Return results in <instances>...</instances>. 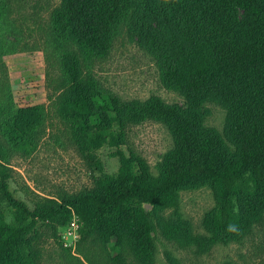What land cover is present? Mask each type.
Instances as JSON below:
<instances>
[{
	"label": "trees",
	"instance_id": "16d2710c",
	"mask_svg": "<svg viewBox=\"0 0 264 264\" xmlns=\"http://www.w3.org/2000/svg\"><path fill=\"white\" fill-rule=\"evenodd\" d=\"M5 14L0 10V197L11 216L0 206V264H42L33 242L36 217L47 218L46 228L56 235V223L71 208L83 222L81 238L98 242V236L113 235L136 264H154L152 211L172 206V226L179 228V190L206 183L217 204L207 245L244 232L264 207V0H60L47 22L61 87L49 106L10 81L5 55L15 42L5 34ZM125 33L153 55L162 83L183 93L185 104L156 94L119 98L101 87L90 66ZM206 100L227 108L222 130L203 124ZM55 115L74 127L71 140L81 149L117 146L118 171L107 173L96 158L98 188L41 197L30 208L8 185L10 167L3 161L33 151ZM145 117L163 121L173 139L155 175L137 172L113 127ZM246 174L252 189L237 190ZM105 256L103 248L98 258Z\"/></svg>",
	"mask_w": 264,
	"mask_h": 264
},
{
	"label": "rangeland",
	"instance_id": "374dc122",
	"mask_svg": "<svg viewBox=\"0 0 264 264\" xmlns=\"http://www.w3.org/2000/svg\"><path fill=\"white\" fill-rule=\"evenodd\" d=\"M59 2L0 0V10L6 12L4 23L8 24L5 34L15 42V50L5 55L10 81L19 89L27 87L24 95H29L31 100H43L46 106L61 89L57 84L56 47L51 44L47 23ZM82 71H88L87 67ZM90 72L102 88H109L119 98L143 99L156 94L166 102L186 103L183 93L162 83L153 55L126 33L117 35L107 55L95 60ZM202 108L205 110L203 124L222 130L227 108L212 100L204 101ZM113 127L120 136L118 147L136 159L137 172L157 174L158 162L163 160L164 153L173 143L166 124L145 117ZM73 134L74 127L59 115L47 118L45 132L33 151L14 153L3 161L10 167L6 177L8 185L28 207L33 208L41 197L59 199L62 191L98 188L102 174L95 166L96 158L107 173L118 171L117 146L105 142L94 151L81 149L72 142ZM138 159L144 162L142 168ZM252 187L248 174L236 185L237 190L243 191ZM0 206L9 219L10 205L4 197H0ZM216 206L214 190L206 183L179 190L178 209L183 223L179 228L172 226L176 216L172 206L165 205L152 211L156 222L154 264H264V207L251 218L240 236L225 243L218 241L207 245ZM149 209L151 205L146 208ZM70 216H74L77 222L74 229L68 227ZM46 222L47 218L36 217L37 235L33 237L42 264H93L91 261L97 264H136L125 250V242L116 247L113 235L98 236L101 238L98 242L91 235L81 238L83 222L72 208L63 222L56 223V235L46 228ZM103 248L106 256L101 260L98 252ZM117 253L119 257L115 261Z\"/></svg>",
	"mask_w": 264,
	"mask_h": 264
},
{
	"label": "built area",
	"instance_id": "2783aa9c",
	"mask_svg": "<svg viewBox=\"0 0 264 264\" xmlns=\"http://www.w3.org/2000/svg\"><path fill=\"white\" fill-rule=\"evenodd\" d=\"M77 226V222L74 216H72L69 220H68V227H71L72 229H74Z\"/></svg>",
	"mask_w": 264,
	"mask_h": 264
},
{
	"label": "water",
	"instance_id": "95a60500",
	"mask_svg": "<svg viewBox=\"0 0 264 264\" xmlns=\"http://www.w3.org/2000/svg\"><path fill=\"white\" fill-rule=\"evenodd\" d=\"M149 205H150L149 202H144V207H145V209H146L147 207H149Z\"/></svg>",
	"mask_w": 264,
	"mask_h": 264
}]
</instances>
